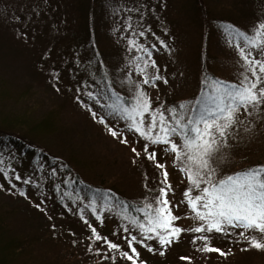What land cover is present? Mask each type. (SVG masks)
I'll return each mask as SVG.
<instances>
[{
  "label": "rangeland",
  "instance_id": "obj_1",
  "mask_svg": "<svg viewBox=\"0 0 264 264\" xmlns=\"http://www.w3.org/2000/svg\"><path fill=\"white\" fill-rule=\"evenodd\" d=\"M198 2L96 0L93 5L91 0H0V70L33 85V98L36 100V111L32 112L34 118L42 116V112L51 106L64 104L65 100L61 125L53 138L55 143L48 146L54 155L66 157L70 147L88 153L83 148L88 144L113 154L119 159L122 170L116 168L107 173L123 172L129 180L126 196L141 204L149 202L146 176L140 173L142 165L138 164L140 155L136 156L132 151L135 148L140 154L144 153V145L148 142L135 132H129L125 120L109 114L110 109L106 106L115 99L114 91L127 100L139 85V89L150 97L152 107L162 111L191 101L199 93L203 77L202 62L195 57L196 53L206 57L210 67L218 70L216 75L221 79L238 81L242 61L235 47L228 43L230 37L225 31L226 26L232 25L250 33L257 23L264 21V0ZM205 6L210 13L229 14L226 17L230 20L209 19L204 22L205 15L201 9L204 13ZM141 32L144 35H140ZM130 40L135 41V45L129 44ZM90 43L100 56L99 67L92 65ZM140 45L143 47H138ZM145 48L147 52L143 50ZM145 61L149 66L144 75L163 77L155 82V86L144 84V76L137 71V65L144 67ZM152 61L156 62L155 68L151 67ZM164 79L168 82L164 83ZM88 93H92L91 98ZM240 119L243 123L229 130L226 146L216 154L218 159L212 161L217 179L239 168L264 163V119L258 114L241 116ZM109 129L118 135L112 136ZM80 135L85 136V142ZM246 137L259 142L253 155L229 156L227 147L245 141ZM122 139L127 143H121ZM165 147L149 144V149L158 148L164 153ZM224 158L229 160L219 166ZM0 160L3 161L0 168L4 169L0 171V201L17 212L13 217L15 222L26 226L24 222L40 220L41 228H54L63 240L74 245L70 252L72 260L78 259L83 250L82 264H102L98 256L89 251V247L97 249L90 238V245L80 244L82 237L92 235L88 226L91 224L102 238L109 234L112 239L107 240L119 245V249H108L117 256L110 264H131L120 253L128 251L132 254L127 241L133 233L139 236L140 231L125 219L124 209L115 203L104 207V199L87 192L82 183L75 185L69 175L63 174L57 160L48 162L34 157L2 134ZM165 161L168 179L173 186L168 199L173 214L180 217L175 224L185 229L186 234L182 233L183 237L166 249L154 240L144 241L154 251L133 243L140 254L138 264L140 261L153 264L154 259L169 264L181 252L195 256L210 253L199 250L203 241L192 242L194 236L201 234L190 229L200 222L186 203H181L183 192L188 187L186 176L174 166V154L168 153ZM17 176L20 179H16ZM125 228L129 231L125 232ZM239 231L242 229H230L232 235L210 234L211 246L222 247L229 241L244 244L250 252L257 250L238 238L236 233ZM247 235L258 234L249 232ZM160 251H164V255H160ZM263 257L264 253L258 259Z\"/></svg>",
  "mask_w": 264,
  "mask_h": 264
},
{
  "label": "snow or ice",
  "instance_id": "obj_2",
  "mask_svg": "<svg viewBox=\"0 0 264 264\" xmlns=\"http://www.w3.org/2000/svg\"><path fill=\"white\" fill-rule=\"evenodd\" d=\"M225 31L230 37L228 43L235 47L242 61L238 81L204 75L195 98L168 107L164 111L152 107L150 97L139 89V85L131 99L126 100L114 93L115 99L106 106L110 109V115L126 121L129 132H135L148 142L144 145L148 160H157L156 151L149 152V144L166 145L164 151L174 154V166L186 176L188 182L181 203H186L194 218L200 222L197 227L190 229L193 233L201 234L194 236L192 242L203 241L200 251L215 252L221 256H226L227 253L211 246L210 234L232 235L230 229H242L236 233L238 238L246 241L250 248L264 250V164L249 166L219 179L216 178V169L212 166L216 154L226 146L229 130L238 123H243L240 117H250L264 110V21L257 23L250 33L232 25H227ZM140 35L144 33L141 32ZM135 43L129 41V44ZM160 43L164 44L163 41ZM143 50L148 51L146 48ZM148 66L145 61L144 67L137 65V71L144 76V84L152 83L155 86V82L163 77L144 75ZM151 67H156L155 61H152ZM163 82L168 81L164 79ZM88 95L92 97V93ZM109 132L114 137L118 135L112 129ZM121 143L127 141L122 139ZM132 151L136 156L140 155L135 148ZM2 163L0 160V164ZM155 167L161 170L162 179L159 181L161 186L154 202L133 206L135 211L142 214V220L125 216L143 236V240H138L134 235L128 239L131 255L128 251L120 253L131 264H138L140 257L133 243L147 247L148 251H154L152 247L144 244L145 240H154L162 249H166L186 231L175 224L180 217L173 214L168 199V194L173 191L168 179L169 173L164 164L157 162ZM0 171L4 169L0 168ZM16 179L20 177L17 176ZM194 192L197 194L194 195ZM103 199L104 207H110L111 198L107 193ZM126 207L122 206L123 209ZM96 219L99 220L100 217L97 216ZM88 226L94 240L103 239L109 250L119 249L118 244L108 241L106 237L102 238L91 224ZM124 231L129 230L125 228ZM249 232L258 235H247ZM91 250L89 247V251ZM159 254L164 255V251ZM104 258L107 259L106 256ZM140 264L143 262L140 261Z\"/></svg>",
  "mask_w": 264,
  "mask_h": 264
},
{
  "label": "trees",
  "instance_id": "obj_3",
  "mask_svg": "<svg viewBox=\"0 0 264 264\" xmlns=\"http://www.w3.org/2000/svg\"><path fill=\"white\" fill-rule=\"evenodd\" d=\"M94 1L96 0H91V4H93ZM199 2L201 5L204 4L202 1ZM206 7L207 6H205L204 13L203 9H201L202 14L205 15L203 19L204 22L207 23L209 19L219 21L224 19L230 20L226 17L229 14L214 11L211 12V14L206 10ZM88 47L91 49L92 65L94 66V64H96L99 67L101 64L99 61L100 56L95 50V46L90 43ZM195 57L202 62V76L212 75L220 78L217 76L218 73L216 71L218 70L210 67L204 55L202 56L201 54V56H199V54L196 53ZM202 78L200 79V84ZM32 89V84L24 81L21 82L9 72L0 70V134L5 135V137L11 140L12 144L17 145V147L21 148L23 151H27L28 154H32L34 157H40L48 162L53 159L57 160L63 174L69 175L75 185L84 184L87 187V192H90L95 197H101L102 199L104 194L107 193L112 200L110 201V205L115 203L119 208L126 205V209L122 210L126 215L142 219V214L135 211L133 207L140 206L141 202H137L129 196H126L128 191L126 184L129 182L126 175L123 172L115 174V171L109 174L107 173V171L112 169L115 170L116 168L122 170L119 159H117L115 155L104 153L98 147L90 144L83 147L88 153L82 150H73L72 147H70L68 156L66 157L63 155H54L52 151H50V147L48 146H52V144L55 143L53 138L56 135L55 132L58 131V127L61 125L60 119L64 111L63 107L65 106V100L63 102L64 104L51 106L42 112V116L34 118L32 112L36 111V100L33 98ZM114 93L118 94L115 91ZM258 116L264 119V110H261ZM80 136L82 140L85 138V136ZM85 140L82 142H85ZM258 143V141H254L253 137H246L245 141H240L235 145L232 144L228 146L227 153L232 157H248L253 155ZM262 145H264V142ZM151 151H156L157 160L150 161L147 159V154L141 152L138 164L142 165L140 173H144V176L147 177L145 180V184H147V200L149 202H154L156 195H158V188L161 186L159 181L162 179L160 175L161 170L157 169L155 164L158 162L165 165V160L169 152L164 153L158 148L149 149V152ZM214 159H218V157ZM228 160V158H224L219 166L224 165L223 163ZM254 165L257 164L248 165L236 171ZM165 169L167 170L166 167ZM236 171H232V173ZM112 175H114V177L110 178ZM169 183L171 184V182ZM16 213L17 212H15L12 207L8 208L6 203L0 201V264H82L80 260L83 255V250L78 259H75V261L72 260L70 252H72L71 248L73 249L74 245L69 243L68 240H63L62 237L55 232L54 228H41L40 220H35L34 222L28 221L27 223L24 222L26 226H23L18 221L15 222L13 217ZM39 214L42 215L41 212ZM121 226H123V224H121ZM183 234L185 235L186 233L183 232ZM189 234L191 235V232H189ZM132 235L136 236L138 240H143L141 234L138 236V233H133ZM89 238L91 243L95 244L97 247L96 251L91 248V252H93L95 256H98L100 263L110 264L113 260L112 257H117L108 250L107 244L104 243L103 239L96 241L92 238V235L84 238L82 237L83 240L80 241V244L87 243L90 245L88 242ZM107 238L111 240L112 236L108 234ZM228 242L222 247L213 246L227 253L226 256H221L219 253L215 252L196 256L181 252V254L178 255L173 262H169V264H264V257L258 259L260 254L264 252L260 250H253L250 252L248 248L247 251H242L241 249L246 248L244 244ZM105 256L107 259L104 258ZM181 257H190L191 259L182 260ZM153 262V264H165L155 259ZM85 264L88 263L86 262ZM145 264L152 263L151 261H147Z\"/></svg>",
  "mask_w": 264,
  "mask_h": 264
}]
</instances>
